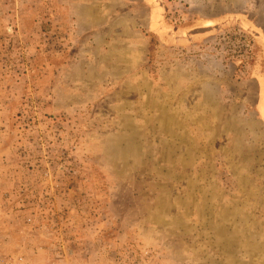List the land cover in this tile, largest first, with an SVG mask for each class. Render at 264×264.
<instances>
[{
  "label": "rangeland",
  "instance_id": "rangeland-1",
  "mask_svg": "<svg viewBox=\"0 0 264 264\" xmlns=\"http://www.w3.org/2000/svg\"><path fill=\"white\" fill-rule=\"evenodd\" d=\"M0 263L264 264V0H0Z\"/></svg>",
  "mask_w": 264,
  "mask_h": 264
},
{
  "label": "built area",
  "instance_id": "built-area-1",
  "mask_svg": "<svg viewBox=\"0 0 264 264\" xmlns=\"http://www.w3.org/2000/svg\"><path fill=\"white\" fill-rule=\"evenodd\" d=\"M0 264H3V263H0Z\"/></svg>",
  "mask_w": 264,
  "mask_h": 264
}]
</instances>
